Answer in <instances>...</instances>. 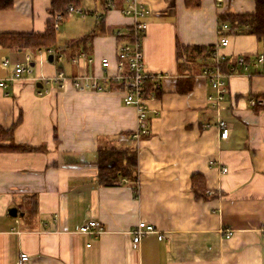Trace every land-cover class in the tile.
<instances>
[{"label":"crops","instance_id":"crops-1","mask_svg":"<svg viewBox=\"0 0 264 264\" xmlns=\"http://www.w3.org/2000/svg\"><path fill=\"white\" fill-rule=\"evenodd\" d=\"M145 1L151 13L144 68L164 77L161 94L148 101L149 135L138 141V193L130 183L100 185L96 161L100 144L130 142L135 108L123 104L122 89H79L73 81L80 74L101 81L114 71L116 35L126 32L120 11L78 0L86 17H64L62 43L56 36L44 48L0 45V79L14 62L32 68L0 87V126L7 129L21 116L11 140L0 145L32 148H0V264H15L20 252L29 256L25 264H264V109L254 111L246 99L264 93V73L230 76L217 108L207 99L215 92L205 78L178 68L176 57L177 42L212 44L220 14L252 12L254 1L202 0L199 8L183 0ZM51 3L12 0L0 9V33L44 32ZM96 13L104 16L100 30L75 47L74 40L94 29ZM261 49L253 34L240 33L230 34L221 51L235 58ZM82 51L86 57L71 60ZM4 57L9 67L2 66ZM219 120L227 124L226 137ZM193 173L204 176L215 197H194ZM89 219L103 226L98 236L78 232ZM140 219L163 237L147 233L134 245L131 231ZM225 229L232 230L229 237Z\"/></svg>","mask_w":264,"mask_h":264},{"label":"built area","instance_id":"built-area-1","mask_svg":"<svg viewBox=\"0 0 264 264\" xmlns=\"http://www.w3.org/2000/svg\"><path fill=\"white\" fill-rule=\"evenodd\" d=\"M96 1V0H95ZM102 1L105 9L116 8L126 18V32L130 34V40L121 42L117 48V61L115 69L112 73L102 76V80L98 81L95 77L86 76L80 74L73 79L74 84L79 89H102L105 88L109 80L124 81L125 89L123 95V104L131 105L135 108L136 112V128L133 131V137L137 140L140 134H147L148 128V101L154 97L151 92L149 97L142 95V83L144 80H154V87L160 88V82L164 77V74L160 72L147 71L144 68L143 61V50H142V39L147 29V21L145 18L151 13L150 7L147 5L145 0H97ZM219 3L220 0H216ZM73 13L85 14V11L79 6L74 5L72 2L68 3L64 9H58L52 14V23L54 28L57 30L64 17L69 16ZM96 17L99 15L96 13ZM246 28L249 26L246 25ZM229 30V24L226 22L217 23V39L212 43L210 54L203 58L205 62H211V64L205 65L201 70L200 74L208 82L209 86L214 90V94L207 96L208 101L213 107H221V100L227 92V79L232 75H251V68L253 67L257 71L260 65L264 64V52L255 54L256 57L251 63H246L243 54L238 55L236 58V65L231 67L230 72H223L219 65L221 61L225 59L226 55L221 49L229 43L230 34L227 33ZM117 34H124L118 32ZM47 52L53 53L54 50L46 49ZM61 51L55 52L57 60L63 58ZM86 52H80L77 56H72V61H78L80 58L86 57ZM28 59V58H27ZM103 65L107 66L108 61L106 58L103 59ZM10 59L4 57L1 61L2 66L9 67ZM127 66V70L125 69ZM240 66V70H237ZM31 66L29 63L14 62L13 67L5 78L0 79V87H4L6 82H15L23 79L25 74L31 72ZM57 77H60L58 74ZM247 102L250 106L259 104L262 105L264 102L260 98H255L251 95L247 96ZM220 128V137L227 136V124L223 120L217 122ZM225 169V168H223ZM103 230V226L93 219H89L78 227L80 233H91L94 236H98ZM225 236L229 237L232 234V230L225 229ZM158 232V238L161 239L163 234L157 230L156 226L143 219L137 221L134 229L131 231L132 243L137 245L140 239L147 233ZM263 240H264V229H263ZM29 256L25 252H20L15 264H25Z\"/></svg>","mask_w":264,"mask_h":264},{"label":"trees","instance_id":"trees-1","mask_svg":"<svg viewBox=\"0 0 264 264\" xmlns=\"http://www.w3.org/2000/svg\"><path fill=\"white\" fill-rule=\"evenodd\" d=\"M184 5L187 8H199L202 0H183ZM255 8L252 12H235L233 10H225L220 14L218 23L226 22L229 24V34L247 33L253 34L256 40L262 45V49L256 53L244 54V60L246 63H251L256 57L255 54L264 52V0H253ZM72 2L74 5L78 4V0H52L50 11L51 16L47 22V26L44 32H21V33H0V45L6 47H14L18 49H37L54 46L56 43V29L52 23V14L58 9H64L68 3ZM12 0H0V9L9 7ZM102 3V1H101ZM103 4V3H102ZM97 23L92 31L79 37L73 41L75 47L80 46L85 42L88 37L96 34L104 21V16L101 14L97 18ZM249 27L246 28L245 26ZM117 42L120 44L125 40H130V34H117ZM71 45V46H73ZM212 44L209 45H184L179 42L176 44V57L177 67L182 66L195 69L197 73L201 72L205 65L211 64V62L203 61V58L210 54ZM236 58L226 56L219 65L220 69L228 73L232 66L236 65ZM127 70V66H125ZM257 71L253 67L251 68V77L254 73H264V64L260 65ZM237 70H240L238 66ZM126 85L124 81L109 80L105 88L110 89H125ZM153 92L154 97L157 98L161 94V88L154 87V80L147 79L142 83V95L149 97ZM255 98H260L264 102V93L249 94ZM254 111L262 108L264 109V103L262 105L256 104L251 106ZM21 116L7 129L0 126V141L11 140L13 131L16 125L19 123ZM129 138V143L124 146H118L114 143H103L97 146L96 149V161H97V181L100 185L110 186L120 184L121 182L130 183L133 190L138 193V141L143 137H148L147 134H140L139 139L133 137V132L126 134ZM0 148H12V149H32L26 145H0ZM191 189L194 192L196 199H209L215 197L217 192H209L206 186L205 178L200 173H193L191 175Z\"/></svg>","mask_w":264,"mask_h":264},{"label":"rangeland","instance_id":"rangeland-1","mask_svg":"<svg viewBox=\"0 0 264 264\" xmlns=\"http://www.w3.org/2000/svg\"><path fill=\"white\" fill-rule=\"evenodd\" d=\"M86 17V15H83L81 13H73L67 17H65V21H69L71 19V17H77V18H82V17ZM72 30H67L66 35H71ZM64 32H63V22L60 23L58 29L56 30V36H57V43H62L63 36H64ZM63 39V40H62Z\"/></svg>","mask_w":264,"mask_h":264},{"label":"water","instance_id":"water-1","mask_svg":"<svg viewBox=\"0 0 264 264\" xmlns=\"http://www.w3.org/2000/svg\"><path fill=\"white\" fill-rule=\"evenodd\" d=\"M51 60V55H49L48 57ZM39 86L41 85L39 82L37 83ZM8 212L10 215L12 216H16L17 215V208L15 206H11L8 208Z\"/></svg>","mask_w":264,"mask_h":264}]
</instances>
